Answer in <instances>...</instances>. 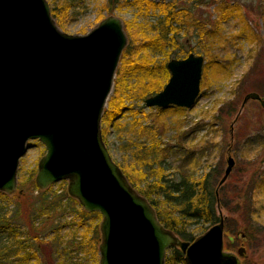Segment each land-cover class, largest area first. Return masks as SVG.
Returning a JSON list of instances; mask_svg holds the SVG:
<instances>
[{
  "label": "rangeland",
  "instance_id": "374dc122",
  "mask_svg": "<svg viewBox=\"0 0 264 264\" xmlns=\"http://www.w3.org/2000/svg\"><path fill=\"white\" fill-rule=\"evenodd\" d=\"M46 1L50 8L61 4V0ZM105 2L106 0H73L71 8L61 12L60 18L53 19L61 32L81 36L92 31L110 15L118 17L123 23V31L127 36V45L123 51L129 49L131 56L127 57L125 63H128L124 68L121 55L114 81L121 76L130 85L123 89V104L126 108L118 122L121 127L119 132L104 124L102 119L100 123L101 136L112 160L125 178L121 167L128 170L131 178H138L133 170L131 152L119 149L121 144H129L133 138L138 137L149 146L152 141L159 144L163 150L161 163L165 166L164 174L174 182L185 175L196 178L210 173L217 192L218 218L221 215L224 219L223 251L235 255L239 264H264V187L257 179L264 171V108L256 100H248L242 107V100L248 93H257L264 100V0H165V3L172 2L176 10L190 9L192 18H196L203 26L205 23L208 29H211L212 20L218 21L221 16L227 15V12L223 13L225 5L240 9L236 16L221 23L219 35L208 41L202 39L201 45L190 17L179 23L175 22L173 28L180 29L178 33L174 30L175 39L181 45L182 52L170 46L159 51L139 48L146 42L145 39L156 34L148 28L164 21L159 9L155 11L149 8L145 12L144 4L139 6L137 2L133 4V0H121V5H117L118 8L108 14L101 11ZM126 24H130V27ZM205 48L213 53L212 57L204 55ZM169 51L172 52L170 59H176L175 54L185 58L191 54L190 51L203 56L200 95L191 109L177 110L175 106L150 108L144 104L145 98L160 92L170 78L169 74L166 79L158 80L160 75L155 71L148 77L145 73L146 63L157 64L154 67L161 63L167 64L170 59L166 58L165 53ZM132 65L144 73L145 78L141 84L148 89L144 98L131 87L136 82L134 74L130 72ZM114 89L115 87L108 95L109 101L115 97ZM108 100L103 113L109 108ZM132 122L148 127L151 134L146 131L139 136L131 131ZM103 129L107 131L104 136ZM28 145L18 162L16 190L11 194L0 192V210L3 215L14 216L21 208V213L27 215L31 194L36 197L41 192H45L48 197L62 195L57 213L54 216L50 213L31 215L33 225L35 228L41 227L39 238L42 242L49 243L46 246L51 244L55 233L61 237L58 255L54 250L55 264H93L86 249L79 251L73 250L72 246L68 247L74 235L80 238L83 232V228L77 225L80 218L78 210L82 206L67 201L71 197L67 192L68 181H59L45 190L35 184L39 161L45 156L46 150L36 139L28 141ZM229 156L233 158L235 166L227 180L218 186L227 168ZM138 167L145 172L143 165ZM33 183L37 190L31 189ZM139 186L143 187L142 184ZM237 206L240 209L237 210ZM100 222L101 220L98 221L99 226ZM11 227L14 230L0 231V247L19 240L23 242L24 249L33 252L32 246L29 247L32 242L29 231L23 221H12ZM209 227L210 225L201 221H193L188 230L196 239L208 231ZM245 228H250L254 237L248 239ZM242 247L245 252L239 256L237 251ZM29 264L36 263L32 259Z\"/></svg>",
  "mask_w": 264,
  "mask_h": 264
},
{
  "label": "water",
  "instance_id": "95a60500",
  "mask_svg": "<svg viewBox=\"0 0 264 264\" xmlns=\"http://www.w3.org/2000/svg\"><path fill=\"white\" fill-rule=\"evenodd\" d=\"M123 23L110 15L81 35L61 32L46 0H0V192L16 190L19 159L38 140L46 150L35 184L68 181V194L101 215L98 264H165L177 248L187 264H239L223 251L224 219L192 241L159 222L149 201L132 189L101 136V116L122 51ZM203 56L170 59L164 88L147 107L191 109L200 95ZM248 100H264L248 93ZM218 186L223 184L234 160ZM217 198V192L215 191ZM244 248L237 254L242 256Z\"/></svg>",
  "mask_w": 264,
  "mask_h": 264
},
{
  "label": "trees",
  "instance_id": "16d2710c",
  "mask_svg": "<svg viewBox=\"0 0 264 264\" xmlns=\"http://www.w3.org/2000/svg\"><path fill=\"white\" fill-rule=\"evenodd\" d=\"M72 1L73 0H61V4L52 6L50 8V14H52L53 18H60L61 12H65L72 7ZM160 1L161 2L157 1V3H155L153 0H133L132 2L133 4L137 2L139 6L144 4L146 9L145 12L149 10V8L155 9V11L159 9V12L163 15L164 19L163 22H158V24H156L158 26L155 25L148 28L150 31H155L156 34L155 36L145 39L147 43L144 42L139 46V48L142 50L149 48L154 51H159V49L162 50L164 47L170 46L176 48L178 52H182L183 50L181 45H178L174 32V30H177L176 33H178L180 29L173 28V24L175 22L179 23L180 21L189 17L193 21L195 29H197V37L200 39V42L198 43L201 45L203 42L202 39L208 41L215 35H219L221 23L225 20H228L227 18L229 17L231 18L236 16L238 11H240V9H237V6L225 5L223 7V13L227 12V15L221 16L220 20L218 21L212 20V26L210 27L211 29H208L205 27V23L203 26L196 20V18H192L193 14L191 15L190 9L176 10L172 2L165 3V0ZM117 5L118 7L121 5V0H106L101 11H106L108 14H112L114 12L113 10L118 8ZM229 9L231 10L229 11ZM126 26L129 28L130 24H126ZM142 26L144 27V25ZM140 28L142 27L140 26ZM128 51L129 49H127L126 52H122L123 57H121V64L124 66V68L128 63H125L127 57H129V55L131 56V53ZM191 51L194 50L191 49ZM191 51L189 53H191ZM203 53L208 57H212L213 55V53H211L210 50L206 48L204 49ZM165 54L166 58L170 59L172 52L169 51V53ZM175 58L179 59L180 57L178 54H175ZM142 62L146 63L144 60H142ZM146 64L147 66L145 67V73L148 77L151 76L154 71L156 74L160 75L158 80L161 78L166 79L170 74L167 71L165 63H161L157 67H154L157 65L154 63ZM130 72H132L131 74H134L136 80V82H134V84H132L133 86L131 87H134V89L138 91V95L140 94L143 98L146 97V92L148 90L147 86L141 84V81L145 78L143 71H140L134 65H132ZM114 85L115 97H113L110 101L108 100L107 106L109 108L103 113L102 122L107 126L116 128L119 132L121 127L118 122L126 108L123 104V89L130 85L126 80L124 81L123 78L121 79V76L117 78V80L114 82ZM150 94L148 96H150ZM177 110H181V108H177ZM230 110H232V108L228 111ZM133 123L134 122L130 123L132 124L131 127H133L131 131H135L139 136L144 134L146 131V133L149 132L151 134V132L148 131V127L144 126L143 124L138 126ZM127 130L128 126L126 131ZM106 132L107 131L103 129V136L106 135ZM133 139L134 140H132L129 144H121L119 149L131 152V159L134 163L133 170L135 171V174L138 175V178H131L126 168L123 169V167H121V169L124 171L126 178H128L130 186L134 188L142 197H145L147 201H149L153 210L156 211L159 222L162 223L164 228L174 232L181 240L188 242L195 239L193 233L188 230L191 222L194 221L198 223L201 221L208 226H212L219 221L218 209L216 207L218 202L215 195V188L213 187L214 184L212 183L213 177L210 173L196 178L185 175V177L182 176V179L179 181L174 182L173 179H169L168 175L164 174L165 166L163 167L161 163L163 150L160 149L159 144H156L152 141L151 145L149 146L142 138L136 137ZM138 165H143L145 172H142ZM257 179L259 182H261L260 185L264 187V171ZM138 183L140 185L142 184L143 187L139 188L140 186ZM32 185L33 186L31 189L37 190L36 185H34V183ZM43 195H45V192H41L40 196L37 197L33 196L32 194L30 195L31 198L28 204L30 209L27 210V215H23L21 213V208L17 214H14V216L3 215V212L0 210V231H7L10 229L14 230V228L11 227V222L16 220L23 221L27 230L29 231V238L32 241L29 247L32 246L33 249V252L27 251L24 249L25 247L22 244L23 242L19 240L10 243L8 246L0 247V264H29L32 259H34L36 264H55V259L53 258L54 250L56 255H58L61 249V237H59V234L56 235L55 233L53 240L50 242L51 244L48 245L53 249L46 246L49 243H45L40 240L39 236L41 227H34L31 215L38 216L43 215V213H50V215L54 216L57 213V208L61 206L60 200L62 199V195L52 197ZM67 201H69V203L71 202V204L73 203L76 206H79L77 201L70 196L67 198ZM67 206H69V204H67ZM236 208L238 210L240 209V206H237ZM18 214H20L22 219L17 217L19 216ZM78 215L80 218L77 225L83 228V232L80 234V238L74 235V237L71 239L70 246L68 247L70 248L72 246L73 250L79 251L86 249V253L93 259V264H98V245L101 239L98 221L102 219L101 215L97 212L87 213L82 209V207L79 208ZM54 230L56 232V229ZM245 230L248 239L254 237V232L251 231L250 228H245ZM165 264L187 263L184 261L183 253H181L179 249L171 247L167 250Z\"/></svg>",
  "mask_w": 264,
  "mask_h": 264
},
{
  "label": "bare ground",
  "instance_id": "6f19581e",
  "mask_svg": "<svg viewBox=\"0 0 264 264\" xmlns=\"http://www.w3.org/2000/svg\"><path fill=\"white\" fill-rule=\"evenodd\" d=\"M114 82H115V81L113 80V84H112V85H113V88L115 87ZM102 115H103V114H102Z\"/></svg>",
  "mask_w": 264,
  "mask_h": 264
}]
</instances>
